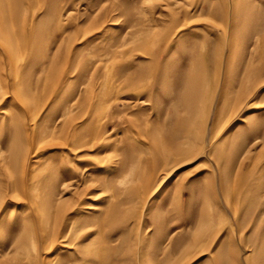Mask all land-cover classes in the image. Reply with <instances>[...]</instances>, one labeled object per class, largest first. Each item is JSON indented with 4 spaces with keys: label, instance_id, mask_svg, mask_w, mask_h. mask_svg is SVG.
Here are the masks:
<instances>
[{
    "label": "rangeland",
    "instance_id": "374dc122",
    "mask_svg": "<svg viewBox=\"0 0 264 264\" xmlns=\"http://www.w3.org/2000/svg\"><path fill=\"white\" fill-rule=\"evenodd\" d=\"M0 264H264V0H0Z\"/></svg>",
    "mask_w": 264,
    "mask_h": 264
}]
</instances>
